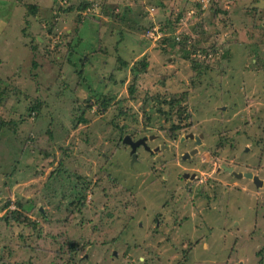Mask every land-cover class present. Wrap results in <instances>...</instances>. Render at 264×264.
I'll return each instance as SVG.
<instances>
[{
	"label": "rangeland",
	"instance_id": "obj_1",
	"mask_svg": "<svg viewBox=\"0 0 264 264\" xmlns=\"http://www.w3.org/2000/svg\"><path fill=\"white\" fill-rule=\"evenodd\" d=\"M222 166L264 180V0H0V264H264Z\"/></svg>",
	"mask_w": 264,
	"mask_h": 264
},
{
	"label": "water",
	"instance_id": "obj_2",
	"mask_svg": "<svg viewBox=\"0 0 264 264\" xmlns=\"http://www.w3.org/2000/svg\"><path fill=\"white\" fill-rule=\"evenodd\" d=\"M149 140H151V138H149ZM146 141H147V138H141L137 141H132V139L130 137H125L123 139V143L128 145L131 149L130 151V155H131V163L135 162L136 161V149L140 146H144V148L146 150H148L149 148L146 147ZM199 144V142H198ZM160 150H163V149H167L166 146L164 147H160L159 148ZM158 149H154L153 151H157ZM152 151V152H153ZM194 153H196V149H194L191 154L193 155ZM190 158V155L188 153H185L183 156H182V159H189ZM231 171V170H229ZM233 175L235 176V178L237 179H240L242 177L246 178V179H249L253 182V184L255 185V187L257 188H263L264 189V181L261 180L260 178H258L257 176H253L251 173H233ZM186 178V177H184Z\"/></svg>",
	"mask_w": 264,
	"mask_h": 264
},
{
	"label": "flooded vegetation",
	"instance_id": "obj_3",
	"mask_svg": "<svg viewBox=\"0 0 264 264\" xmlns=\"http://www.w3.org/2000/svg\"><path fill=\"white\" fill-rule=\"evenodd\" d=\"M144 138H146V137H144ZM201 139H202V135H196V134H193V133H189V134H187V135H185L184 137H181L180 139H179V143L180 144H183L184 142H191L192 144H193V148L189 151V155L190 156H193L192 154H191V152L194 150V149H196V153H197V151H198V149H199V147H200V144L202 143V141H201ZM149 140V137L147 138V141ZM133 141V140H132ZM137 141V140H136ZM146 141V142H147ZM198 142H199V144H198ZM124 144V143H123ZM125 146H126V148H129V150L131 151V149H130V147L128 146V145H126V144H124ZM146 147L147 148H149L147 145H146ZM139 148H142V149H144L145 151H147L149 154H151V152L153 151V150H151L150 148L148 149V150H146L145 148H144V146H140V147H138L137 149H136V151L139 149ZM167 149H169L168 147H167ZM169 151L171 152L172 151V148H170L169 149ZM137 154V153H136ZM185 154V153H184ZM183 154V155H184ZM182 155V156H183ZM181 156V157H182ZM184 160H188V159H184ZM229 170H231V171H229ZM220 171H222V172H225V173H227V174H230L231 176H233L234 178H235V176L233 175V173H242V172H237V171H235L234 170V168L233 167H226V166H222L221 167V169L220 168H218L217 169V173H220ZM244 173H251V172H243L242 174H244ZM253 176H256V175H254L253 173H251ZM185 176L183 175V178H184ZM258 177V176H257ZM188 177H186V178H184V179H187ZM243 179H246V178H244V177H242ZM241 178V179H242ZM259 178V177H258ZM195 179V178H194ZM237 179V178H236ZM190 181H192V179H189ZM262 180V179H261ZM264 181V180H263Z\"/></svg>",
	"mask_w": 264,
	"mask_h": 264
},
{
	"label": "trees",
	"instance_id": "obj_4",
	"mask_svg": "<svg viewBox=\"0 0 264 264\" xmlns=\"http://www.w3.org/2000/svg\"><path fill=\"white\" fill-rule=\"evenodd\" d=\"M103 51H104V50H103ZM140 64H141V66H140V67H141L140 70H141V71L145 70V68L147 67V63H146L145 61H142ZM133 69H135V68L133 67L132 70H133ZM135 78H136V77L134 76V79H135ZM131 139H132V138H131Z\"/></svg>",
	"mask_w": 264,
	"mask_h": 264
}]
</instances>
